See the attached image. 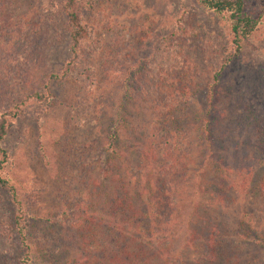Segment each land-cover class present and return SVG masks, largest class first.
Listing matches in <instances>:
<instances>
[{
	"label": "rangeland",
	"instance_id": "obj_1",
	"mask_svg": "<svg viewBox=\"0 0 264 264\" xmlns=\"http://www.w3.org/2000/svg\"><path fill=\"white\" fill-rule=\"evenodd\" d=\"M60 1L0 0V112L10 103L7 98L12 84L19 88L20 96L39 90L38 73L60 69L68 58V32ZM80 4L89 42L82 44L80 57L66 78L47 84L49 95L45 99H28L19 107V114L8 120L0 141L5 152L0 177L13 186L29 208L28 216H32L26 223L28 246L36 250L31 255L32 264H62V249L68 258H78L75 226L69 225L65 214L57 215L64 204L76 214L88 197L95 198L98 206L108 204L109 198L116 196L119 177L127 195L134 199L136 190L130 181L134 176L114 169L106 183L101 180L98 161L101 150L106 149L104 138L116 112H122V126L128 130L135 124L127 116L135 110L133 99L137 98V106L150 116L151 110L143 105L156 96L159 101L167 92L179 97L174 95V85L167 88L171 83L158 82L163 66H172L176 77L180 72L191 77L185 79L193 86H189L184 111L198 133L194 136L198 149L187 162L180 209H167L161 216L159 211L157 227L167 229V233H154L150 242L161 248H178L185 264H206L205 225L213 222L216 214L223 221L240 216L245 226L264 238V139L260 134L264 130V0H244V10L253 16L261 13V17L256 30L240 42L237 53L230 43L226 14L218 15L198 0H82ZM13 37L19 43L14 42V54L5 55L4 61L2 47ZM222 62L224 68L215 83L212 76L218 75ZM25 65L31 69L27 76L22 73ZM175 65L183 68L176 70ZM154 83L161 89L166 85L167 91L160 94L157 90V94ZM143 89L148 93L143 94ZM240 118L243 131L237 122ZM237 130L241 137H237ZM130 169L135 178L141 176L135 167ZM229 184L233 189H226ZM145 197L142 195V203L134 207L144 210L143 216L149 213ZM149 208L155 210L151 205ZM205 209L209 210L206 216L203 212L198 217ZM14 214L8 192L0 188V259L17 263L25 249L13 228ZM133 228L129 225L125 237L129 234L131 238ZM192 229L198 235L189 240ZM127 242V250H133L132 240ZM104 243L110 249V244ZM262 245L242 244L240 251L245 256L238 253L235 262L264 264ZM97 254L95 249L93 256ZM228 262L233 264L231 259ZM172 263V258L159 262Z\"/></svg>",
	"mask_w": 264,
	"mask_h": 264
},
{
	"label": "trees",
	"instance_id": "obj_2",
	"mask_svg": "<svg viewBox=\"0 0 264 264\" xmlns=\"http://www.w3.org/2000/svg\"><path fill=\"white\" fill-rule=\"evenodd\" d=\"M80 1L82 0H61L59 2V10L65 18L68 32V58L63 62L60 69L38 73L41 82L36 85H38L39 90H32L29 93L24 92L20 96L21 94H17L19 88H16L12 84L10 91L12 93L7 98L10 103L0 112V141L5 134L8 120L19 114V107L28 99L37 101L45 99L47 93L49 95V91H47L48 85L51 82L59 83L66 78L70 67L80 57L79 52L82 44L89 42V30L82 23L80 16ZM198 2L218 15L226 14L225 17L229 24L230 43L235 53L239 50L240 42L256 30L259 17H261V13L254 14V16L247 13L244 10V0H198ZM14 42L19 43V39L13 37L11 43L10 41L5 42V46H3L5 50L2 47L4 61H6L5 55L9 57V53L14 54V48L11 47L14 46ZM42 45L45 44L42 43ZM41 51H44L43 48H41ZM0 61H2L1 52ZM225 63L222 62L220 65L221 70L217 76H215V73L213 74V82L217 83V78L222 74L221 71ZM183 65L187 67L188 63L186 64L185 62ZM27 68L26 65L22 68V73L25 76L31 72V69ZM163 68L165 70L158 79V82L160 84H163L164 81L168 84L171 83L167 85V88H171V85H174L173 89H176L174 95L178 96L179 94V97H171L167 92L161 101L156 96V99H152L147 104H142L146 107V110H151L150 116H147L142 111L143 107L137 106L138 99H133L131 103L135 104V110L128 112L127 116L131 117V120L133 119L135 124L128 130H126V126H122V122H125L122 112H116L114 118L108 124L104 138L106 146H103L106 149L101 150V158L98 161L101 180L107 181L106 183L110 181L108 177H112L110 172L114 171V169H119L123 175L128 176L129 173V177L134 176L133 178L130 177V181L132 182V188L136 190V195H134L135 200L131 197L132 195H127V189L119 177V184L115 186L116 196L109 198L108 204L98 206L99 204L95 198L88 197L83 201L84 207L77 214L64 204L63 209L57 215L60 217L65 214V217L70 220L69 225L75 226L79 256L73 259L68 258V252L66 251L65 254L63 252L64 249H62L64 257V261L61 262L62 264H153V262H155L154 264H159L162 258L164 260L172 258V264H185V261L181 259L178 248L172 249L168 245L166 248H161L159 245L150 242L153 240L150 237L154 233H160L161 235L167 233L165 231L167 229L163 230L157 227L163 212H167V209H175L176 206H178L177 210L180 209L185 195L184 186L186 183L187 162L194 155V150L198 149V145L194 140V136L198 133L196 134L195 130L191 127V121L188 122V115L184 111L185 102L188 101L186 95L189 92V86H193L192 82L187 85L185 79L188 80L191 77L186 73H183V75L181 72L178 74L179 77H176L172 74V71H174L172 66L167 68L163 66ZM175 68L178 70L183 67L175 65ZM159 83H154L155 88L153 89L156 92L158 90L160 94L167 91L164 88L166 85H163L161 89ZM23 86L26 87L25 85ZM13 87H15L14 90ZM142 91L140 92L143 94L148 93L147 89H143ZM213 96L217 97L216 94ZM213 96H209V98ZM237 122L240 130L243 131L245 125L242 119H238ZM121 129H124V132ZM200 129L205 136L207 131L204 125ZM139 131L140 133H138ZM237 132L240 134L238 130ZM260 134L263 136L261 139H264L263 129ZM237 137H241V134ZM3 162H5V152L0 147V165ZM133 167H135L136 171L141 172L139 178H135L134 172L130 169ZM87 178L88 176L85 180V187L88 184ZM91 183L97 185L96 183ZM103 186H106V184ZM0 188L8 192L10 202L14 206L13 228L15 229L19 243L25 249L17 263L6 261V259L2 258L0 259L2 261L0 264H32L31 255L32 253L36 254V250L32 246H28L30 241L26 234V223L28 217H32L28 216L30 215L29 208L20 201L19 196L7 179L0 177ZM226 189L231 190L233 186L231 184L226 185ZM142 195H146L145 205L148 206L147 212L151 215L144 212L147 216H143L141 213L144 210H136L134 208L136 203H142L140 199ZM218 198L222 203H225L223 195L219 194ZM131 201H133L134 206H131ZM150 205L155 210L150 209ZM221 207L223 210L225 209L224 205ZM159 211L162 212L160 216L158 215ZM208 211L206 209L205 211H201L198 217L203 212L206 216ZM171 213L172 211H169L167 215L170 217ZM32 215L35 218L40 217V214H37V216L33 213ZM221 218L219 214H216L215 219L217 221L214 219L213 222L205 225V228L208 226L205 229L206 235L203 237L206 264H230L228 262L230 259L233 264H238L235 262V259L236 261L239 260L238 253L243 252V256H245V252L240 251L243 247L242 244L264 245V238H259L258 234L250 229L248 225L245 226L246 224L240 216H237L235 219H232V217L228 219L224 218V221ZM129 225L130 227L131 225L135 228L138 227L137 230L133 228V233L136 234L133 235L132 233L131 238L129 234L127 237L124 235L129 232ZM193 231V229L188 231L189 240H192V236L197 237L198 235ZM128 240H132V244L134 245L131 251L127 250L129 246ZM104 242L110 244V249ZM162 245L165 246V244ZM245 246L247 247V245ZM95 249L98 254L93 256ZM198 259L201 260V258ZM244 264L251 263L248 261Z\"/></svg>",
	"mask_w": 264,
	"mask_h": 264
}]
</instances>
